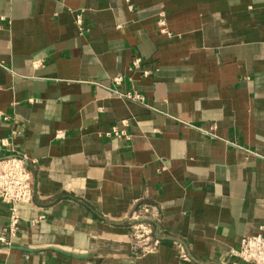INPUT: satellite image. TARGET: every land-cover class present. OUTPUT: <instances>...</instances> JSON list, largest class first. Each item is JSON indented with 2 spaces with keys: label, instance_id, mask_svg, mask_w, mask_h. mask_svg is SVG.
<instances>
[{
  "label": "crops",
  "instance_id": "crops-1",
  "mask_svg": "<svg viewBox=\"0 0 264 264\" xmlns=\"http://www.w3.org/2000/svg\"><path fill=\"white\" fill-rule=\"evenodd\" d=\"M7 156L35 196L10 245L0 201V264H247L232 252L264 225V0H0Z\"/></svg>",
  "mask_w": 264,
  "mask_h": 264
},
{
  "label": "built area",
  "instance_id": "built-area-1",
  "mask_svg": "<svg viewBox=\"0 0 264 264\" xmlns=\"http://www.w3.org/2000/svg\"><path fill=\"white\" fill-rule=\"evenodd\" d=\"M113 133L118 135V132ZM34 196V178L28 168L27 158H0V201L8 206L10 212L5 235L1 238L5 244L10 245V240L19 232L22 221L18 206L33 204ZM150 213V206L141 205L128 218L132 224V235L143 253L153 252L159 245V240L153 238L151 226L144 221ZM232 255L247 264H264V225L260 228V233L243 238L239 250L232 252Z\"/></svg>",
  "mask_w": 264,
  "mask_h": 264
}]
</instances>
